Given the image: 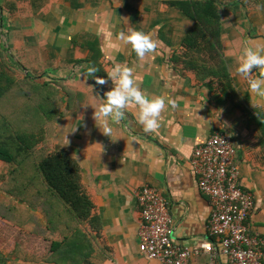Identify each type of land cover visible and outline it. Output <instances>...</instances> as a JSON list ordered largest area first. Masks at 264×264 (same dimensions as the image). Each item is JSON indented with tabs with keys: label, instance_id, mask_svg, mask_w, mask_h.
Here are the masks:
<instances>
[{
	"label": "crops",
	"instance_id": "1",
	"mask_svg": "<svg viewBox=\"0 0 264 264\" xmlns=\"http://www.w3.org/2000/svg\"><path fill=\"white\" fill-rule=\"evenodd\" d=\"M171 1L183 0H0L3 54L31 89L0 100V141L15 127L26 135L7 140L20 148L13 172L0 160V190L19 194L0 197V264H158L138 249L135 192L145 185L165 198L175 243L218 249L190 167L193 147L217 130L236 136L240 183L255 200L250 233L264 239V0L220 5L229 94L214 59L183 44L194 21ZM60 148L80 166L96 236L85 238L33 174L35 158ZM209 255L187 264H210Z\"/></svg>",
	"mask_w": 264,
	"mask_h": 264
},
{
	"label": "built area",
	"instance_id": "2",
	"mask_svg": "<svg viewBox=\"0 0 264 264\" xmlns=\"http://www.w3.org/2000/svg\"><path fill=\"white\" fill-rule=\"evenodd\" d=\"M236 136L217 130L193 147L190 167L198 190L211 204L206 230L217 246L203 242L193 248L173 241L172 219L158 189L145 185L135 198L140 208L138 249L158 264H187L201 252L209 253L210 264H264V239L250 233L248 219L255 209L253 194L241 186L236 162ZM222 255L224 261L215 258Z\"/></svg>",
	"mask_w": 264,
	"mask_h": 264
},
{
	"label": "trees",
	"instance_id": "3",
	"mask_svg": "<svg viewBox=\"0 0 264 264\" xmlns=\"http://www.w3.org/2000/svg\"><path fill=\"white\" fill-rule=\"evenodd\" d=\"M229 0H183L171 1L170 3L178 7L189 16L193 21V27L185 34L183 44L187 48L199 49L205 54L208 53L211 59H214V65L211 74L215 75L218 83H222L226 90L231 87L230 78L227 73L225 62L222 58L220 37V5ZM2 46H0V100L7 103L11 98L16 99L21 95L29 97V93L24 89L22 83L29 80L24 76V80L17 76L15 67L10 58L6 59ZM212 67V66H211ZM225 81V82H224ZM31 90V89H30ZM239 105V104H238ZM42 108V107H41ZM262 117V116H261ZM11 133L5 134L0 141V160L12 168L15 167L16 156L20 148L8 143V138L13 137L23 139L26 135H17L18 130L13 128ZM16 133V134H15ZM30 137V135H29ZM27 142V143H26ZM24 141L23 150L30 149ZM14 167V168H13ZM34 176H38L45 189L55 198H57L65 207L70 216L79 224L85 227V233L96 236L100 232V218L95 213V206L89 196L83 191L80 181V166L77 160L71 156L68 149L60 148L45 154L33 162ZM13 174V173H12ZM87 230V231H86ZM82 232L83 238V230ZM87 234V235H88ZM86 238V236H85ZM83 244L82 241H77ZM60 246V242L53 241L50 246L52 254ZM36 264H60L54 262V259H47Z\"/></svg>",
	"mask_w": 264,
	"mask_h": 264
},
{
	"label": "rangeland",
	"instance_id": "4",
	"mask_svg": "<svg viewBox=\"0 0 264 264\" xmlns=\"http://www.w3.org/2000/svg\"><path fill=\"white\" fill-rule=\"evenodd\" d=\"M4 38V37H3ZM1 40L4 42V40L2 39V37H0V42H1ZM1 46V45H0ZM4 51H5V49L4 48H2ZM12 64V66L14 67V65H13V63H11ZM15 69V71L18 73V71L16 70V68H14ZM27 93H31V90H30V88H28V90H27ZM27 97V96H26ZM23 99H24V97H23ZM27 143V142H26ZM30 143L28 142V144L27 145H29ZM34 160H36V158L34 159ZM21 191V190H20ZM7 192H10V194L11 195H13V196H19V194L17 193V190H16V188L13 186V187H3L1 190H0V197H2V196H4ZM22 192V191H21Z\"/></svg>",
	"mask_w": 264,
	"mask_h": 264
}]
</instances>
